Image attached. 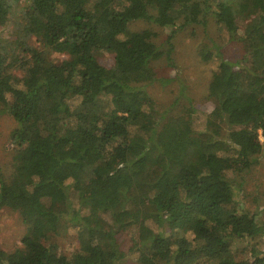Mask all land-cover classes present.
I'll return each instance as SVG.
<instances>
[{"label": "trees", "instance_id": "16d2710c", "mask_svg": "<svg viewBox=\"0 0 264 264\" xmlns=\"http://www.w3.org/2000/svg\"><path fill=\"white\" fill-rule=\"evenodd\" d=\"M14 15V39L0 33V113L17 123L0 210L19 209L27 230L19 248L0 249V264H122L117 235L130 228L137 264H264V208H241L227 177L264 157V0H0V27ZM208 18L243 55L201 49L217 64L214 107L197 130L182 90L177 114L147 91L169 82L151 62L170 60V42L164 51L149 29L123 35L133 20L173 34ZM63 220L78 234L69 256L50 241Z\"/></svg>", "mask_w": 264, "mask_h": 264}, {"label": "rangeland", "instance_id": "374dc122", "mask_svg": "<svg viewBox=\"0 0 264 264\" xmlns=\"http://www.w3.org/2000/svg\"><path fill=\"white\" fill-rule=\"evenodd\" d=\"M18 9L19 6L15 7V11H18ZM15 16L4 27H0V33L11 39L15 37ZM204 22L178 26L175 32L171 34V28L161 27L155 23L139 19L131 21L128 25L127 33L123 35L124 38L130 32L149 29L155 33L154 42L164 51L167 48L169 49L170 42L172 45L170 60L163 55L161 58L151 62L156 76L158 78H167L169 82L155 81L147 87V91L154 106L159 111L172 107L171 112L177 114L180 107L187 103L182 101V104L180 103L173 108L175 98L179 91L182 90V93L191 101L195 109L193 124L197 130L204 129L205 114L214 107V103L209 97V82L217 64L216 56H212L209 60H204L201 57V49L207 46L213 49L218 46L225 56L232 61L239 59L243 55L241 43L234 38H230L223 26L217 24L212 18H208ZM30 43L37 45L33 38L30 39ZM52 57L58 60L63 55L53 54ZM97 59L106 67H111L114 64L113 53L105 50L97 53ZM16 74L20 77L22 72L18 70ZM107 102L108 98L102 100V104ZM75 103L76 100L71 101V107H74ZM16 126V121L9 113H0V168L5 175H8L11 169V161L15 149V145L11 140V133ZM227 177L233 185V196L238 200L241 208L252 212H260L264 208V157L242 177L231 173H228ZM72 201L75 202L74 199ZM148 223L155 228L154 223ZM168 227L169 224L165 226V229L168 230ZM171 228L178 233L183 232L185 235L190 236L188 231H183L178 226H171ZM26 230L27 226L21 219L19 209L3 207L0 210L1 250L12 252L19 248ZM77 235L76 227L68 225L63 220L58 233L52 238L50 237V241L56 245L59 253L69 256L79 248ZM135 235L136 230L134 228L120 232L117 235L118 243H120L123 252L126 253L122 264H137L135 254L129 253Z\"/></svg>", "mask_w": 264, "mask_h": 264}]
</instances>
